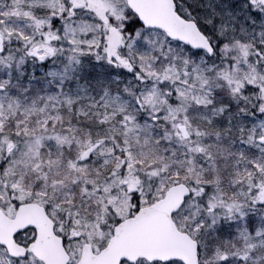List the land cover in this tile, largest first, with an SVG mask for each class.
<instances>
[{
    "label": "snow or ice",
    "instance_id": "1",
    "mask_svg": "<svg viewBox=\"0 0 264 264\" xmlns=\"http://www.w3.org/2000/svg\"><path fill=\"white\" fill-rule=\"evenodd\" d=\"M0 264H264V0H0Z\"/></svg>",
    "mask_w": 264,
    "mask_h": 264
}]
</instances>
